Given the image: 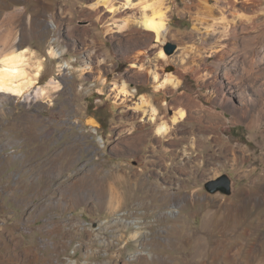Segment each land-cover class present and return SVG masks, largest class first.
<instances>
[{"label":"rangeland","instance_id":"obj_1","mask_svg":"<svg viewBox=\"0 0 264 264\" xmlns=\"http://www.w3.org/2000/svg\"><path fill=\"white\" fill-rule=\"evenodd\" d=\"M93 1L0 0L1 47L10 30L23 36L19 47L44 59L40 84L52 76L62 83L36 102L0 99V264H264V191L259 202L251 194L245 211L263 219L243 222L248 228L237 237L202 218L214 205L202 193L209 178L227 172L240 188H264V85L247 84L258 102L244 104L245 96L215 76L218 64L233 67L234 75L264 66V0L241 10L257 25L258 59L245 54L246 21L235 48L198 54L186 0L166 1L171 33L163 45L152 37L145 44V32H137L144 30L140 13L129 12V27L119 29L122 20L106 22ZM122 4L116 0L119 10ZM215 8L220 24L233 22L228 7ZM168 43L177 45L171 54ZM52 47L64 56L51 57ZM160 47L166 58L158 56ZM86 48L94 51L93 72ZM154 70L162 81L180 76L181 86L156 89ZM123 78L134 94L125 102L115 96ZM141 94L158 108L156 123L163 99L171 104L168 117L180 107L188 116L170 134H156L150 115L132 108ZM185 94L198 105L186 104ZM196 195L203 211L190 214L182 202Z\"/></svg>","mask_w":264,"mask_h":264},{"label":"bare ground","instance_id":"obj_2","mask_svg":"<svg viewBox=\"0 0 264 264\" xmlns=\"http://www.w3.org/2000/svg\"><path fill=\"white\" fill-rule=\"evenodd\" d=\"M166 1L167 0H139L138 3H133L132 0H123V10H119V8L116 7V0H94L92 3H89L96 10V14L100 18H107L106 22L112 20L114 23H118V21H120L119 19H121L122 21L117 24L119 29L129 27L130 21L126 17L129 12L140 13L141 19H139V24H141L144 30L140 31L138 29L137 32L141 34L145 32V44L149 45L150 42H147V39H149V37H152L155 41H159L163 45L168 41L169 34L171 33L170 14L168 5H166ZM248 1L250 0H186V7L184 10L192 18L193 37L199 42L202 51L198 52V54H204L203 52L206 49H209L213 52L218 51L219 47L225 48L226 46H229L231 49L235 48L236 39H238L240 32L242 35V31L244 30V28L242 30L241 25L246 21L250 24V26L248 25L249 27L246 28L248 43L246 45L247 52L245 54L247 55V57L251 58L255 56L257 58L258 55H261V49L259 48V45L256 41L257 35H254V33H252V30L257 26L254 23L255 21L252 20L254 17H244L243 12L241 11L247 6ZM17 2H22V0H17ZM102 5L103 8L101 7ZM216 6L222 10H225V7H228V9L234 16L232 20L233 22H223L222 24H220V18H217L215 16ZM23 11H27L26 6H24ZM106 12L109 15L106 16ZM53 17H56L55 14H53ZM61 24L62 23L57 24L56 27L62 28ZM112 29L113 27L107 26V30L111 31ZM67 31L68 34L74 35L77 38L74 28H67ZM22 37L23 36H19V34H16L12 30H10L7 37L4 38V46L1 47L0 44V99L4 97H24V100L27 103H31L49 96L51 90H59L62 87V83L56 76H52L45 84H40L39 79L42 75L43 70L45 69L44 59L36 58L34 50L29 48L30 46L20 48L19 41L22 39ZM214 42H217L219 46L216 44L212 45V43ZM49 54L51 55V57L60 59L64 56L65 53H63V51L60 52L56 48L52 47L50 48ZM85 56V60H88L86 64H88L91 68L90 72H93L92 68L96 66L94 64V51L86 48ZM158 56L161 58H166L163 47H160ZM200 58H202V60L208 59V57L206 56H202ZM237 58L238 55H236V59ZM166 63V60H162V67H165ZM197 66L198 68L196 70V76L199 78L198 74L200 73V70L203 66H201L200 63H198ZM248 68L249 70L246 73L234 75L232 70L233 67H230L226 64H218L216 66L215 72V76L217 78H225L230 83V93L245 96V101L243 102L244 104L252 103L254 101L258 102L257 99L254 100L250 95H247L245 91L247 84H250L252 86V84H255V82L257 84L261 81L264 85V79L261 78L264 66H261L260 64H251ZM64 69H66V64L60 61L59 70L63 71ZM152 72L154 74L153 79L156 84V89H176L182 84V78L180 76H174L169 73L162 81L160 80L161 74L157 70H154ZM165 72V70H162V76L165 75ZM129 74L132 73H128V75ZM144 74L145 73L136 76L137 79L140 77L144 78ZM120 81V84L117 86L119 89L115 94L116 98L119 97V99H122V96L119 95H123L125 96V98H123L124 102L131 100L129 97L133 96L134 94L128 88L127 80L123 78ZM260 90H262V88L258 89L257 91L263 92ZM184 96V102L186 104H194L196 106L198 105L196 101L191 99L192 95L185 94ZM163 106L165 107L162 111V122L160 123H156V120L159 119L158 108L151 102L148 95L141 94L140 100L137 103L135 102V105L132 108L137 112L141 111L143 114L147 113L148 115H150V119L154 122L156 121V134H162V136H164L170 134V132L174 128V125L184 120L188 116V111L185 109V107H180L176 109L170 117H168L164 113L166 109L171 106V104L168 103L167 100L163 99ZM177 210L175 209L174 213L178 212ZM142 253L144 252H138L136 255Z\"/></svg>","mask_w":264,"mask_h":264},{"label":"crops","instance_id":"obj_3","mask_svg":"<svg viewBox=\"0 0 264 264\" xmlns=\"http://www.w3.org/2000/svg\"><path fill=\"white\" fill-rule=\"evenodd\" d=\"M231 177L234 179L232 195H226L221 192L212 194L206 189L202 192L204 195H208L209 193L210 199L214 202L213 208L206 210L205 214L202 215V218L204 217L206 219L210 218L211 220H214L212 224L215 228H220L222 224V228L226 230V233L229 236L237 237L240 230L244 231L248 228V225H245L243 222L250 220L251 224H254L263 219L262 214L257 215L254 211L249 214L245 211L246 206L252 202L251 194L254 192V199L259 202L262 200V191H264V188H262V185L255 186L254 188H240L237 181H235V178L232 175ZM199 199L200 196L196 195L192 198H185L184 202H182L187 210H190V214L203 211L199 210L196 205L199 203ZM190 206H192L191 209ZM219 215L222 217L221 220L219 219Z\"/></svg>","mask_w":264,"mask_h":264},{"label":"water","instance_id":"obj_4","mask_svg":"<svg viewBox=\"0 0 264 264\" xmlns=\"http://www.w3.org/2000/svg\"><path fill=\"white\" fill-rule=\"evenodd\" d=\"M177 45L174 43H168L165 46V51L167 54H171L176 49ZM233 182L234 179L227 172L218 175L215 178H210L204 182L205 189L212 193L216 194L221 192L226 195H232L233 193Z\"/></svg>","mask_w":264,"mask_h":264}]
</instances>
